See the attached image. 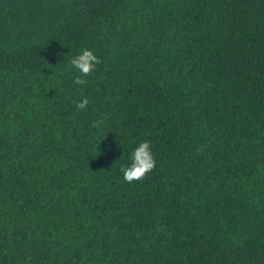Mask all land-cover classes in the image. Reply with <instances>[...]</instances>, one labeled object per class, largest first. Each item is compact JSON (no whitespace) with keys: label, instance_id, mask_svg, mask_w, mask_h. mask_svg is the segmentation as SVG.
<instances>
[{"label":"trees","instance_id":"trees-1","mask_svg":"<svg viewBox=\"0 0 264 264\" xmlns=\"http://www.w3.org/2000/svg\"><path fill=\"white\" fill-rule=\"evenodd\" d=\"M0 264H264V0H0Z\"/></svg>","mask_w":264,"mask_h":264},{"label":"clouds","instance_id":"clouds-1","mask_svg":"<svg viewBox=\"0 0 264 264\" xmlns=\"http://www.w3.org/2000/svg\"><path fill=\"white\" fill-rule=\"evenodd\" d=\"M100 58L93 51L84 48L75 55L70 61V65L79 72L74 79V84L85 86L88 83L86 77L92 75L96 65L100 63ZM89 104L87 97L76 103L78 110H85ZM110 113H105L102 117L93 122L92 127L97 128L104 124V121L110 117ZM156 167V161L151 150V144L148 141H141L131 153V163L127 166L121 165L120 171L123 174L124 181L132 183L143 180L149 172Z\"/></svg>","mask_w":264,"mask_h":264}]
</instances>
